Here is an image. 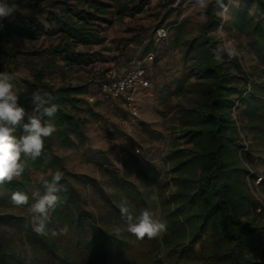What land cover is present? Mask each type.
<instances>
[{"label":"trees","instance_id":"trees-1","mask_svg":"<svg viewBox=\"0 0 264 264\" xmlns=\"http://www.w3.org/2000/svg\"><path fill=\"white\" fill-rule=\"evenodd\" d=\"M27 1L37 6L45 2L53 7L59 6L60 10L50 11L47 15L50 30L35 16L23 23L0 20V72L14 73L11 66H19L17 55L21 52L10 46L14 37L34 41L42 33L58 35L57 42L28 52L29 56L37 58L42 55L51 63L61 58L65 68L89 65L93 62V55L79 51L78 47L101 41V26L97 23H110V14L122 18L127 14L141 13L149 2ZM258 1L261 8L259 19L243 7L231 6L230 29L239 35L255 37L250 48L264 54V0ZM15 2L21 4L25 0ZM217 8L215 0L209 3L208 19L187 51V54L198 52L199 76L205 82L199 85L201 98L182 112L178 120V136L161 165L160 172L165 167L167 169L164 176L168 181L157 188V200L149 195L142 199L135 191L122 189L121 192L122 200L129 202L134 215L145 208L154 213L159 209L160 218L167 221V230L152 239H137L129 233L137 239L133 245L117 240L120 262L114 261L106 248L115 235L101 227L93 212L84 208L86 202L77 183L94 184L95 180L70 171L60 154V150L76 147V139L81 144L89 139V121L83 116L87 112L84 102L89 87L87 84L53 85L44 81L49 65L35 70L34 77L43 82L39 85L29 81V86L33 92L40 89L56 97L59 111L52 122L57 130L45 139L43 155L35 162L29 160L23 175L6 184V194L0 198V203L13 206L9 200L13 191L27 193L29 203L33 202L31 188L41 192L43 189L41 182L38 185L33 183L30 171L46 174L43 178H50L56 171L63 174L61 184L64 190L59 193L61 202L48 224L49 235L28 236L39 264H126L127 261L131 264H260L252 255L264 242V215L255 210L257 203L248 180L256 177L258 171L247 163L252 149V141L248 142L247 137L251 134L252 140L264 144V82L252 81L238 56L229 58L225 54L222 63L214 60L213 49L222 47L211 34L220 21ZM187 80L188 76H184L176 82L182 89ZM14 84L19 104L31 111L29 95L20 87L18 79ZM236 110H241L240 117L245 119V124L238 120ZM16 134L20 135L21 130L18 129ZM142 162L153 163L151 159H142ZM134 164L129 161L127 167ZM150 168L155 169L151 165ZM262 188L264 190L263 185ZM151 191L154 193L155 188ZM2 226L28 232L30 224L23 217L0 213V228ZM52 230L58 235L51 236ZM4 257L0 240V264H3Z\"/></svg>","mask_w":264,"mask_h":264},{"label":"rangeland","instance_id":"rangeland-1","mask_svg":"<svg viewBox=\"0 0 264 264\" xmlns=\"http://www.w3.org/2000/svg\"><path fill=\"white\" fill-rule=\"evenodd\" d=\"M148 1L141 13L127 14L122 18L110 14L108 16L110 23H97L101 26L99 32L101 41L78 47L79 51L93 55V62L89 65L65 68L61 58L51 63L48 57L39 55L35 58L28 55V52L56 43L58 35L42 33L34 41L14 37L10 43L15 51L21 52L17 55L19 66L17 68L11 66V68L20 87L30 99L33 91L28 82L42 84L43 80L34 77V74L45 66L49 65L45 70L44 81L53 85L71 84L70 82L74 81L87 84L94 91L109 70L123 69L132 60L145 57L146 52H156L157 60L153 64L155 93L152 98L146 100L141 120L132 122L129 112L120 102L90 104L86 99L84 107L87 112L83 116L89 121L88 130L95 129L98 132L96 141L100 147H93L90 139L84 141V144L76 139V147L72 150H60L65 165L70 171L79 176L88 175L95 180L94 184L79 181L77 185L86 202L84 208L93 212L101 227L115 235V239L110 241L106 248L110 257L116 262L121 261L117 240L127 245L137 242V239L129 235L126 223L117 207L122 201V189L135 191L142 199L148 195L153 200L158 199L157 188L168 181L164 176L167 169L162 167L163 171L160 172L162 164L158 161L164 160L168 155L179 133L178 120L182 112L201 98L199 85L205 82L199 76L198 52L187 54V51L191 42L200 35L202 25L208 19V8L201 10L198 6H193V0ZM212 1L209 0V3ZM258 2V0H225L224 4H229V8L226 11L217 8L220 21L218 28L211 31V34L220 46L229 45L235 48L239 63L252 81L264 82V54L250 48V44L256 38L239 35L230 29L231 6L243 7L259 19L261 8ZM19 5L22 12L5 19L7 22L23 23L29 17L35 16L47 30L51 29V25L46 21L48 13L60 10L59 6L53 7L45 2L39 6L30 1ZM159 26L169 27V38L155 46L154 34ZM149 47L151 49L147 50ZM33 65H36L35 69L32 68ZM184 76H188V80L181 89L176 80H181ZM240 112L241 110H236L235 115L242 124H245L246 121L240 117ZM247 140L252 141L251 157L247 163L264 175V144L252 140L251 134H248ZM136 148H141L144 156L152 154L153 163L142 162L143 155L136 156ZM129 161L134 162V166L127 167ZM150 165L155 168L154 171ZM30 176L33 183L38 185L46 174L30 171ZM262 185L264 186V182ZM153 187L154 193L151 191ZM36 191L37 188H31L30 193ZM0 213L23 217L30 224L28 232L11 226L0 228V240L5 250L3 264L17 262L39 264L28 238L29 234L37 235L32 230L30 223L32 213L29 208L4 206L0 203ZM155 214L160 217L159 209ZM98 246L97 244L96 247ZM252 257L260 264H264L262 246L253 253ZM126 264L131 263L127 261Z\"/></svg>","mask_w":264,"mask_h":264},{"label":"clouds","instance_id":"clouds-1","mask_svg":"<svg viewBox=\"0 0 264 264\" xmlns=\"http://www.w3.org/2000/svg\"><path fill=\"white\" fill-rule=\"evenodd\" d=\"M27 2V0H25ZM216 5L227 10L223 0H215ZM193 6L206 10L209 0H193ZM17 12H22L20 5L12 0H0V20L13 17ZM234 58L238 55L234 47L225 45L213 49V57L217 63H222L224 55ZM16 75L9 72H0V198L6 194L5 186L13 180L20 178L25 172L28 161L35 162L42 155L45 139L56 132L52 122L59 111L55 102L56 97L40 89L31 95V111L19 104V94L15 90ZM21 134L17 135V130ZM63 174L56 171L50 178H42L43 191L37 190L30 197L22 191H13L9 197L13 206H27L32 213L30 223L32 230L39 236H48V224L51 222L52 213L61 202L59 193L64 190L61 184ZM121 218L125 221L127 231L137 239L145 237L152 239L167 230V221L149 209H141L134 215L129 202L124 199L117 204ZM63 231V230H62ZM58 233L51 231V236Z\"/></svg>","mask_w":264,"mask_h":264},{"label":"built area","instance_id":"built-area-1","mask_svg":"<svg viewBox=\"0 0 264 264\" xmlns=\"http://www.w3.org/2000/svg\"><path fill=\"white\" fill-rule=\"evenodd\" d=\"M229 8V4L226 5ZM225 11V10H224ZM169 38V27L159 26L155 30L154 45L164 43ZM157 60L156 52H146L142 59L132 60L125 68L109 70L103 80L99 82L97 89L90 91L86 96L90 104H113L120 102L129 112L132 122L141 120L142 109L146 100L152 98L155 93L154 66ZM113 106V105H112ZM142 154L141 148L135 149V155ZM143 155V154H142ZM152 154L142 156L143 159L150 160ZM164 164L165 158L158 161ZM249 166V165H248ZM251 173L253 170L250 169ZM251 192L256 199V212L264 215V190L262 183L264 175L258 172L254 178H248ZM264 250V242L262 244Z\"/></svg>","mask_w":264,"mask_h":264},{"label":"crops","instance_id":"crops-1","mask_svg":"<svg viewBox=\"0 0 264 264\" xmlns=\"http://www.w3.org/2000/svg\"><path fill=\"white\" fill-rule=\"evenodd\" d=\"M70 83L73 84V85L79 84L78 82H74V81H71ZM89 91H92V88L91 87H89ZM97 133L98 132L95 129H89L88 132H87V135H88L89 139L91 140L90 142L92 143L93 147H100L99 144H98V142L96 141L97 136H98Z\"/></svg>","mask_w":264,"mask_h":264}]
</instances>
